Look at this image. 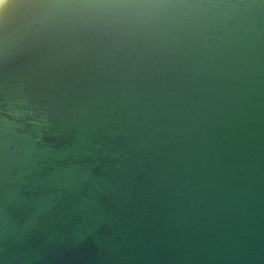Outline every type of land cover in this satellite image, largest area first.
<instances>
[{
  "label": "water",
  "instance_id": "obj_1",
  "mask_svg": "<svg viewBox=\"0 0 264 264\" xmlns=\"http://www.w3.org/2000/svg\"><path fill=\"white\" fill-rule=\"evenodd\" d=\"M0 264H264V0H0Z\"/></svg>",
  "mask_w": 264,
  "mask_h": 264
}]
</instances>
